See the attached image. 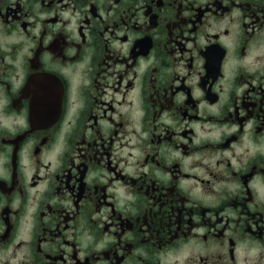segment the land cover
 <instances>
[{"label":"flooded vegetation","instance_id":"1","mask_svg":"<svg viewBox=\"0 0 264 264\" xmlns=\"http://www.w3.org/2000/svg\"><path fill=\"white\" fill-rule=\"evenodd\" d=\"M0 264H264V0H0Z\"/></svg>","mask_w":264,"mask_h":264}]
</instances>
